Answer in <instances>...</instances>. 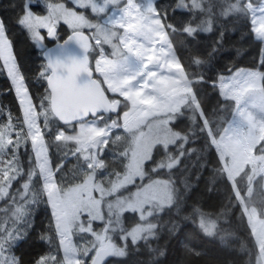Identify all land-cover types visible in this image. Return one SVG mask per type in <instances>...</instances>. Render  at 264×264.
<instances>
[{
	"label": "snow or ice",
	"instance_id": "obj_1",
	"mask_svg": "<svg viewBox=\"0 0 264 264\" xmlns=\"http://www.w3.org/2000/svg\"><path fill=\"white\" fill-rule=\"evenodd\" d=\"M40 3L0 14V68L22 109L0 108V264H129L140 249L160 264V240L186 231L185 264H264V0H44L46 15L34 11ZM16 27L39 49L35 99ZM245 29L259 44L253 67L207 76L226 32ZM46 37L63 42L51 48ZM204 87L221 98L214 107ZM213 157L206 190L223 185L227 201L217 211L188 202L190 168ZM41 210L47 222L37 227ZM236 212L246 237L232 228ZM217 241L224 256L204 248ZM33 242L41 251L17 254Z\"/></svg>",
	"mask_w": 264,
	"mask_h": 264
},
{
	"label": "trees",
	"instance_id": "obj_2",
	"mask_svg": "<svg viewBox=\"0 0 264 264\" xmlns=\"http://www.w3.org/2000/svg\"><path fill=\"white\" fill-rule=\"evenodd\" d=\"M173 0H159L162 5H168L172 3ZM19 0H0V14L14 16L12 8L9 5L18 4ZM37 9L40 13L45 12L44 0L37 5ZM171 15V14H170ZM176 21L179 22L185 17L177 12L175 13ZM60 31L62 36H66L70 33L65 24H61ZM246 29L243 31H231L225 34V46L221 50L217 58H215L210 65H208L207 76L215 77L217 74L228 75L226 71L228 68L243 67L251 68L253 67L256 58L258 56L259 44L257 41H246ZM12 39L14 44V49L19 53L18 59L22 60L24 66L30 69L26 75L30 78L26 81L29 88V92L33 95V98H37L39 93L42 91L41 84L34 77L36 67L40 63L39 49L34 47L33 42L29 35H26V30H22L16 27L12 31ZM173 41L174 50L178 57L183 58L187 55L188 45L186 39L181 34H173L171 37ZM201 44H207L208 40L202 39ZM239 53V54H238ZM2 63V62H0ZM201 95L205 103L209 106H215L221 99L214 89L209 87H204L202 89ZM0 108L4 109L5 114L11 111L12 115L21 116L22 109L19 104L17 95L15 94L10 78L8 77L6 71L0 68ZM2 119V117H0ZM205 156L208 155L207 151L204 153ZM212 159V164H209L207 168L197 169L196 167L190 168V179H191V190L188 192V196L191 200L188 202L199 201L201 206L209 211H217L220 208L221 202L223 201V185L219 187L216 193H208L207 186L211 179V173L214 170L215 158ZM195 164V158L192 161ZM72 168L73 165H68ZM227 203V201H223ZM232 210H228V214L231 215ZM236 221H233L232 228L238 233H242L244 237L247 236V232L242 224H238L240 213L236 212ZM47 222V213L43 210L37 213V227H40ZM227 227V225H226ZM185 236H190V233L186 231L183 235L177 234L176 237L167 236L165 234L164 238L160 240V245L167 249L166 254L158 257L160 264H185ZM197 243L201 241L197 240ZM204 248L206 251L213 255L224 256L225 251H222V246L217 242H206L204 243ZM41 251V246L39 242H33L25 244L17 253L18 255H23L25 260L29 259L36 252ZM151 259L148 251L146 249H140V254L132 256L129 259V264H151ZM207 257L200 258L197 260L188 259L187 264H206ZM115 264H118V260Z\"/></svg>",
	"mask_w": 264,
	"mask_h": 264
},
{
	"label": "flooded vegetation",
	"instance_id": "obj_3",
	"mask_svg": "<svg viewBox=\"0 0 264 264\" xmlns=\"http://www.w3.org/2000/svg\"><path fill=\"white\" fill-rule=\"evenodd\" d=\"M34 11H37L38 13H40V12L38 11V9H37V6L34 8ZM44 34H46V31L44 32ZM58 34H60V33L58 32ZM60 36H62V35H60ZM56 41H57V40H54V39H48V38L46 37V39H45V44H46L47 46H50V45L54 44ZM110 259L112 260V264H115V263L117 262V258H110ZM119 259H120V258H119Z\"/></svg>",
	"mask_w": 264,
	"mask_h": 264
},
{
	"label": "rangeland",
	"instance_id": "obj_4",
	"mask_svg": "<svg viewBox=\"0 0 264 264\" xmlns=\"http://www.w3.org/2000/svg\"><path fill=\"white\" fill-rule=\"evenodd\" d=\"M145 2H146V0H145ZM69 6H71V5H69ZM37 14H41V15H46L47 14V12L45 11L44 13H38L37 11H35ZM110 14V13H109ZM61 24H65L63 21H61L59 24H58V26H60ZM66 26H67V28H68V30L69 31H71V29L68 27V25L67 24H65ZM45 31H47L46 29H41V34H44V32ZM44 43H45V41H44ZM15 91V90H14ZM18 98V97H17ZM18 100H19V98H18ZM73 168V167H72ZM117 260H119V258H117Z\"/></svg>",
	"mask_w": 264,
	"mask_h": 264
},
{
	"label": "water",
	"instance_id": "obj_5",
	"mask_svg": "<svg viewBox=\"0 0 264 264\" xmlns=\"http://www.w3.org/2000/svg\"><path fill=\"white\" fill-rule=\"evenodd\" d=\"M57 32H58V28H57ZM70 33H71V32H70ZM70 33H69V34H70ZM85 34H87L86 31H85ZM48 38L52 39L51 37H48ZM64 38H66V37H64ZM62 42H63V40L61 39V40H59V41H56L54 44L50 45L49 47H51V48H55L57 43H62ZM73 48H74V50H76L77 52L80 51L79 48H78L77 46H75V45H73Z\"/></svg>",
	"mask_w": 264,
	"mask_h": 264
}]
</instances>
